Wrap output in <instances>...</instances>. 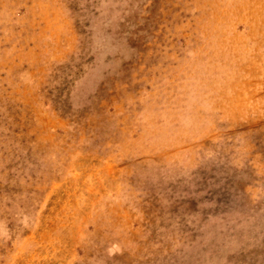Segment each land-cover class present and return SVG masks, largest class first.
<instances>
[{"label":"rangeland","instance_id":"obj_1","mask_svg":"<svg viewBox=\"0 0 264 264\" xmlns=\"http://www.w3.org/2000/svg\"><path fill=\"white\" fill-rule=\"evenodd\" d=\"M0 264H264V0H0Z\"/></svg>","mask_w":264,"mask_h":264}]
</instances>
